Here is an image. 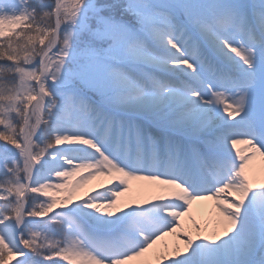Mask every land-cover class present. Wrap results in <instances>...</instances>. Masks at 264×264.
<instances>
[{"label": "snow or ice", "instance_id": "1", "mask_svg": "<svg viewBox=\"0 0 264 264\" xmlns=\"http://www.w3.org/2000/svg\"><path fill=\"white\" fill-rule=\"evenodd\" d=\"M162 261L264 264V0H0V264Z\"/></svg>", "mask_w": 264, "mask_h": 264}, {"label": "bare ground", "instance_id": "2", "mask_svg": "<svg viewBox=\"0 0 264 264\" xmlns=\"http://www.w3.org/2000/svg\"><path fill=\"white\" fill-rule=\"evenodd\" d=\"M257 165H259L260 161L257 160ZM98 181H92L91 184L89 185V187L94 186L95 184H97ZM144 182H139V181H132V193L135 194H139V195H147L146 192L141 191V185ZM128 196V194H125L124 197H121V199H126ZM211 202H199L196 205H194L193 208V217L195 218V220L197 222H202L204 219L208 218V212L211 211ZM169 242H171L172 238H166ZM161 264H163V261L161 262Z\"/></svg>", "mask_w": 264, "mask_h": 264}]
</instances>
